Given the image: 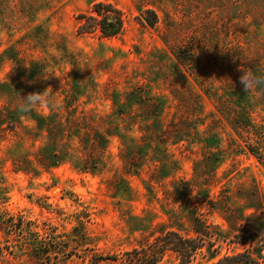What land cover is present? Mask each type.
<instances>
[{"label":"rangeland","instance_id":"rangeland-1","mask_svg":"<svg viewBox=\"0 0 264 264\" xmlns=\"http://www.w3.org/2000/svg\"><path fill=\"white\" fill-rule=\"evenodd\" d=\"M245 70L264 73V0H0V264H118L96 259L167 231L206 235L192 264H264V90ZM46 88L59 110H15Z\"/></svg>","mask_w":264,"mask_h":264},{"label":"trees","instance_id":"trees-1","mask_svg":"<svg viewBox=\"0 0 264 264\" xmlns=\"http://www.w3.org/2000/svg\"><path fill=\"white\" fill-rule=\"evenodd\" d=\"M109 7L100 3L94 6V12L100 19L97 21L101 28V33L104 37L114 36L118 33L120 21L116 17H109L104 15V12H109ZM85 18L84 24L80 26V31H83L90 21H96L93 17ZM157 22V15L152 10H146L144 19L141 20L142 24H147L153 27ZM98 140H103L101 135H97ZM93 149V147H91ZM49 164L57 165V155L49 153L47 156ZM54 162V163H53ZM94 167V166H93ZM78 225L83 228V222L79 221ZM78 226V227H79ZM74 228V230H76ZM206 235L198 238H184L175 231H167L164 234L155 237L152 241L147 242L145 245L134 248L122 254L121 257H98L97 261L112 260L117 261L118 264H160L167 253H173L178 260L177 264H192L198 252L204 247ZM233 258H237L233 257ZM232 258V259H233ZM228 258L221 259L216 263L210 264H224Z\"/></svg>","mask_w":264,"mask_h":264},{"label":"clouds","instance_id":"clouds-1","mask_svg":"<svg viewBox=\"0 0 264 264\" xmlns=\"http://www.w3.org/2000/svg\"><path fill=\"white\" fill-rule=\"evenodd\" d=\"M70 69V68H69ZM11 69H9V72ZM231 88L232 84L230 81ZM239 84L242 85L243 90L246 94L257 92L261 94L264 90V73H258L253 70H245L239 77ZM51 88H46L42 92H31L21 97L19 95L14 107L15 110L20 114H27L34 110L40 111H54L59 110L61 105L60 102L53 98Z\"/></svg>","mask_w":264,"mask_h":264}]
</instances>
